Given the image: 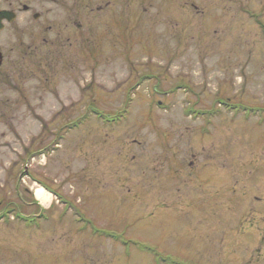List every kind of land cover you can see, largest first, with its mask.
<instances>
[{"label":"rangeland","instance_id":"rangeland-1","mask_svg":"<svg viewBox=\"0 0 264 264\" xmlns=\"http://www.w3.org/2000/svg\"><path fill=\"white\" fill-rule=\"evenodd\" d=\"M68 2L89 47L0 152V201L43 189L48 221L0 222V264H264V0Z\"/></svg>","mask_w":264,"mask_h":264},{"label":"flooded vegetation","instance_id":"flooded-vegetation-1","mask_svg":"<svg viewBox=\"0 0 264 264\" xmlns=\"http://www.w3.org/2000/svg\"><path fill=\"white\" fill-rule=\"evenodd\" d=\"M68 1L0 0V152L8 146L5 129L12 122L11 118L15 115L14 112H17V102L20 101L19 99H24L20 98L22 87L33 84L35 102L49 93L54 84L56 62L66 49L73 46L70 43V32L77 33L75 36L80 42L77 51L83 52L89 47L86 45V23L83 19L78 20L77 16L75 20L71 19L67 13L70 8ZM193 7L197 13H203L198 7L194 5ZM248 10L246 9L245 12ZM114 25L117 24L114 22ZM99 39L98 42L97 39L95 42L100 43L101 39ZM55 53L57 54L55 55ZM10 99H14L15 102L11 104ZM34 181L40 183L37 178ZM19 192L16 187L13 193L15 200L12 197L3 202L0 201V222L6 226L15 225L20 229H39L35 222L43 217L49 208H44L39 202L40 200H35L32 196L22 200ZM51 195L61 198L57 191H51ZM24 197L27 198L26 195ZM21 202L25 204L23 205ZM82 216L80 217L81 222L90 223L86 216ZM113 235H115L114 238L107 237L106 240L116 243L120 238L125 237L123 233L121 235L116 231ZM131 241L136 242L135 240ZM254 241L259 244L254 254L263 253L262 242L264 241L262 238L258 240L256 237ZM244 246L242 244V248ZM245 263H247L245 259H240L238 262L233 260L224 264Z\"/></svg>","mask_w":264,"mask_h":264},{"label":"bare ground","instance_id":"bare-ground-1","mask_svg":"<svg viewBox=\"0 0 264 264\" xmlns=\"http://www.w3.org/2000/svg\"><path fill=\"white\" fill-rule=\"evenodd\" d=\"M43 193H44L43 189L37 190V193H36L37 194V198L40 199V200H43V199L46 200L45 195Z\"/></svg>","mask_w":264,"mask_h":264},{"label":"trees","instance_id":"trees-1","mask_svg":"<svg viewBox=\"0 0 264 264\" xmlns=\"http://www.w3.org/2000/svg\"><path fill=\"white\" fill-rule=\"evenodd\" d=\"M105 237L114 238V237H115V235H113V234H109V233H106V234H105Z\"/></svg>","mask_w":264,"mask_h":264}]
</instances>
